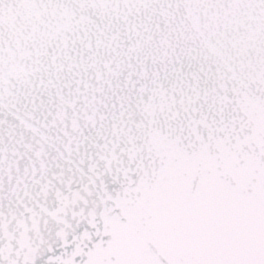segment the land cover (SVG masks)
Returning <instances> with one entry per match:
<instances>
[{
	"label": "snow or ice",
	"instance_id": "6c2138e0",
	"mask_svg": "<svg viewBox=\"0 0 264 264\" xmlns=\"http://www.w3.org/2000/svg\"><path fill=\"white\" fill-rule=\"evenodd\" d=\"M0 264H264V0H0Z\"/></svg>",
	"mask_w": 264,
	"mask_h": 264
}]
</instances>
